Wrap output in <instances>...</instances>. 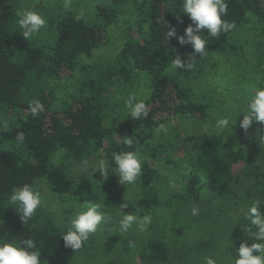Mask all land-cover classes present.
<instances>
[{
	"label": "trees",
	"instance_id": "trees-1",
	"mask_svg": "<svg viewBox=\"0 0 264 264\" xmlns=\"http://www.w3.org/2000/svg\"><path fill=\"white\" fill-rule=\"evenodd\" d=\"M91 2V10L83 11L81 20L75 19L81 9H61L52 26L37 34L40 38L21 46L24 56L15 60L11 55L14 0H0V114L4 113L7 119V125L0 123V214L6 219L0 224V241L33 238L42 253V264H71L78 250L65 247L62 238L70 225L58 223L54 213L42 205L24 224L16 205L11 204L12 189L32 184L39 190L38 180L45 179L62 200L99 203L107 212H121L127 204L125 212L143 215L147 209L159 206L157 169L142 157L148 143L157 138L155 129L160 124H169L174 117L207 119L218 105L211 93H196L191 78L208 58L233 46L231 38L251 17H256L264 27V0H227L228 14L224 18L234 21L236 29L217 38L206 37L209 40L206 55L200 58L197 54L194 58L191 45L181 46L176 37L166 39L170 28L179 36L191 23L180 10L182 0H142L134 20L136 33L125 42L115 62L87 66L81 57L102 45L106 29L119 21L126 4V0ZM92 13V19L86 17ZM177 54L193 64L191 70L184 69L183 76L171 70V61ZM66 68H81L86 78L81 80L76 102L55 110L46 102L44 90L40 91L36 82L44 74L59 78ZM134 70L147 72L151 81V92L144 100L149 115L139 120L131 118L127 103L122 102L126 83L132 80ZM33 100L45 106L36 117L27 110ZM20 132L25 134L23 144L16 142ZM127 137L133 138L131 148L123 143ZM254 137L259 145L249 152L226 133L189 137L178 132L173 136L163 133L149 153L157 162L164 161L175 172H181L183 198L199 199L204 190H209L222 199L235 200L238 190L250 195V189L242 186L244 183L245 187L257 188L254 199L264 198V129ZM137 150L142 159L143 191L135 201L124 195L114 177L105 180L96 168L76 177L67 171L71 162L98 153L113 158L116 153ZM257 151L263 152L262 161L256 159ZM170 206L173 212L180 210L178 204ZM181 218L175 215L176 222L182 223ZM167 234L158 231L142 241H134L143 262L165 264L170 255L169 242H178L180 231L174 224ZM86 247L85 242L82 249Z\"/></svg>",
	"mask_w": 264,
	"mask_h": 264
},
{
	"label": "rangeland",
	"instance_id": "rangeland-1",
	"mask_svg": "<svg viewBox=\"0 0 264 264\" xmlns=\"http://www.w3.org/2000/svg\"><path fill=\"white\" fill-rule=\"evenodd\" d=\"M141 1L126 0L119 21L109 25L106 29L102 45L92 50L90 54H84L81 57L84 65L92 66L94 63H99L101 66H107L115 62L125 42L129 37L131 39L132 33L133 35L136 33L137 28L134 20L137 17V6ZM68 2V8H79L88 12L93 5L91 0H68ZM64 4L65 0H14L15 16L14 32L12 33L14 45L11 55L15 60L24 56L23 49L20 50L21 46L25 43L29 44L34 38H40L37 34L28 39L22 35L17 13L22 10L39 12L47 21L45 27H49V25L51 27L58 12L65 8ZM89 15L86 17L92 19L93 13L92 16ZM45 27L41 30L44 31ZM207 34V30H203V35ZM230 42L234 43L232 47L226 52L215 53L208 58L204 67L191 78L192 89L196 93H211L218 108H213L207 119L201 121L192 116L174 117L172 122L165 125L168 128V132L165 134L173 136L178 132L186 137L202 133L217 134L216 120L223 116L235 118L233 108L237 105L243 107L247 101L246 97L250 96L248 90L252 87H264V27L261 23L256 17H251L234 35V39L231 38ZM171 70L179 76H183L185 73L184 69L176 70L172 66ZM85 78L86 72L81 68L77 70L66 68L59 78L44 74L36 82V85L40 91L44 90L46 102L57 110L76 102L75 96L79 93L81 80ZM126 84L128 85L125 87L127 91H124L122 102L127 103L130 97H134L133 103L149 97L151 81L147 72L134 70L132 80ZM114 89L119 90L118 87ZM243 97L245 100L242 99ZM126 108L129 109V107ZM3 115L4 113L0 114V123L5 126L7 119ZM242 119L243 114L237 117L232 131L229 129L224 133L234 138L249 152H254L255 147L259 145V141L255 140L254 136L264 129V124L253 122L247 130H244L240 126ZM161 134L163 132L148 143L142 154L144 159L146 158L153 167H156L159 177L156 186H159L158 189L161 192V204L156 206L157 208L147 209L143 214L151 215L153 218L147 231L139 232L133 225V228L127 233H120L118 232V221L121 212L106 211L112 218L111 221L102 224L97 233L89 237L86 242L87 247L76 252L71 264H153L143 262L140 252L137 251L136 243L135 247L130 249L128 242L130 240L142 241L158 231L167 234L169 227L174 224L177 226L178 232L180 231V237L178 242H169L170 255L165 264H203L206 256L216 259L217 264H224L227 257L231 255L232 249H229L231 241L238 248L241 242L250 239L243 227V224H247V221L243 220V215L254 199L257 188L245 187L244 183L242 186L245 189H250V195H247L244 190H238L239 196L235 200L222 199L209 190H204L199 199L181 197L184 190L183 179L179 176L181 172H175L165 165L164 161L157 162L155 156L150 157L149 151L159 141ZM262 154L261 151L256 152L255 157L258 161H262ZM100 159L108 161V165L111 167L108 170L107 178L104 177V179L112 180L114 177L118 181L115 162L105 153H98L84 160H75L70 163L67 171L71 177H76L96 168ZM37 183L39 191L42 193V206L54 213L58 223L67 222L70 225L75 213L88 204L62 200L49 188L45 179H40ZM99 184H101V180ZM160 185L164 187H160ZM119 188L130 200L135 201L142 196L140 177L135 184L121 185ZM171 203L178 204L180 210L173 212ZM193 208L199 209L197 216L191 215ZM176 214L182 217V223L175 221ZM136 215L143 216L138 213ZM184 218L187 219L183 220ZM5 220L0 214V224ZM12 241L7 240L9 243ZM248 243L251 244L252 241L249 240Z\"/></svg>",
	"mask_w": 264,
	"mask_h": 264
},
{
	"label": "clouds",
	"instance_id": "clouds-1",
	"mask_svg": "<svg viewBox=\"0 0 264 264\" xmlns=\"http://www.w3.org/2000/svg\"><path fill=\"white\" fill-rule=\"evenodd\" d=\"M65 8L69 7L68 0H65ZM181 12L186 14L191 23L185 28L183 35H177L174 28H170L166 32V39L176 37L181 46L191 45L193 52L192 57L196 58L197 54L202 58L206 55L209 40L206 37L217 38L221 33H229L236 29L234 21H229L224 17L228 14L227 0H182ZM19 16L18 25L22 30L25 38H30L40 33L41 29L47 24L46 19L36 11L22 10L17 13ZM81 11L76 20L84 17ZM207 30V35H203V30ZM171 66L178 69L191 70L192 62L183 61L179 54L171 61ZM250 98L247 99L243 107L234 106L233 116H223L216 120L215 129L217 134H222L227 130L232 131V126L236 124L237 117L243 114L240 126L247 130L253 122L264 124V87H252L249 90ZM134 97H130L127 106L130 109V116L133 120L147 118L149 115L148 105L143 99L133 103ZM28 112L32 117L38 116L45 110V106L39 100L30 101L28 104ZM156 133H167L168 128L164 124H160L155 129ZM25 134L20 132L16 135V142L23 144ZM123 143L131 148L133 146V138L127 137ZM116 175L121 185H133L142 174V159L137 151H122L114 154ZM108 161L100 159L97 163L95 171L101 176L107 178L109 174ZM174 186V184H173ZM262 200L257 198L252 200L243 220L247 221L244 230L249 234L250 239H245L240 243L239 247H235L233 242L229 244L232 249L231 255L227 257L224 264H264V210H262ZM11 204L16 205L15 210L20 214L23 223H27L42 205V193L32 184H24L23 186L14 187L10 195ZM128 207L127 204L122 206L120 219L118 221V232L127 233L136 226L139 232L147 231L148 226L152 223L151 215L137 216L136 214L125 212L123 209ZM199 209L193 208L192 216H197ZM111 217L106 213L99 203L89 202L78 210L71 219L70 226L64 232L62 238L65 247L73 250H81L89 237L97 233L98 228L102 224L111 221ZM252 241L251 244L248 241ZM129 248L135 247V242H128ZM255 253V254H254ZM41 251L37 249L36 241L29 237L22 240L14 239L12 242L0 241V264H42ZM203 264H217V260L211 256L204 257Z\"/></svg>",
	"mask_w": 264,
	"mask_h": 264
}]
</instances>
